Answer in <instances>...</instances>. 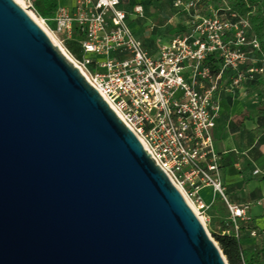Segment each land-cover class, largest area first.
Masks as SVG:
<instances>
[{"label": "water", "instance_id": "95a60500", "mask_svg": "<svg viewBox=\"0 0 264 264\" xmlns=\"http://www.w3.org/2000/svg\"><path fill=\"white\" fill-rule=\"evenodd\" d=\"M0 264H227L163 169L0 0Z\"/></svg>", "mask_w": 264, "mask_h": 264}, {"label": "built area", "instance_id": "2783aa9c", "mask_svg": "<svg viewBox=\"0 0 264 264\" xmlns=\"http://www.w3.org/2000/svg\"><path fill=\"white\" fill-rule=\"evenodd\" d=\"M61 1L42 21L64 47L68 41L79 45L83 57L70 55L73 64L207 222L202 188L227 203L214 143L219 98L247 95L264 76V55L249 22L225 0H175L183 31L147 47L121 0H73L72 7ZM134 13L143 16L140 6ZM228 210L240 242L245 209ZM248 235L259 238L256 230Z\"/></svg>", "mask_w": 264, "mask_h": 264}, {"label": "crops", "instance_id": "0c3cea01", "mask_svg": "<svg viewBox=\"0 0 264 264\" xmlns=\"http://www.w3.org/2000/svg\"><path fill=\"white\" fill-rule=\"evenodd\" d=\"M261 101L253 92L219 98L220 110L214 129L217 153L222 164L236 155L240 158L235 164L221 168L227 203L215 197L210 187L202 188L199 193L209 206L205 218L213 234L223 235L232 231L228 205L244 208L250 225L264 232V135L255 133ZM207 190L211 193L209 197L202 194ZM242 233L241 251L249 257L260 250L261 241L249 237L245 230Z\"/></svg>", "mask_w": 264, "mask_h": 264}, {"label": "trees", "instance_id": "16d2710c", "mask_svg": "<svg viewBox=\"0 0 264 264\" xmlns=\"http://www.w3.org/2000/svg\"><path fill=\"white\" fill-rule=\"evenodd\" d=\"M174 1L175 0H172L171 4L173 11L176 13L173 7ZM225 2L230 7L231 11L249 22L252 34L260 42L261 52L264 55V0H225ZM32 3L36 14L45 20L51 19L58 7V0H32ZM121 8L128 13L124 0H121ZM182 31L183 27L178 23L175 25L174 31H171L169 34L170 36H175ZM137 37L142 39L141 36ZM145 44L147 47H150V44L148 45L146 42ZM153 44L154 41L151 45L153 46ZM65 48L74 58L78 60L82 59L83 55L81 49L76 42H66ZM252 92L258 94L262 99L260 102V109L257 112V127L255 128L256 135L261 136L264 135V76L259 83L254 86ZM239 158L240 157L236 155L231 161L226 163L224 161L223 164L221 159V168L235 164ZM239 226L240 231L243 232L245 230L247 234L250 230H256V227L250 225L249 221L241 222ZM257 232L259 234V240L261 241V248L258 252L251 254L249 257L242 254L240 242L234 236L233 231L223 235L212 234V236L218 243V248L226 259L227 264H264V232Z\"/></svg>", "mask_w": 264, "mask_h": 264}, {"label": "rangeland", "instance_id": "374dc122", "mask_svg": "<svg viewBox=\"0 0 264 264\" xmlns=\"http://www.w3.org/2000/svg\"><path fill=\"white\" fill-rule=\"evenodd\" d=\"M22 1L28 11L32 12L42 20V18L29 8L26 0ZM171 2L172 0H124L129 14L128 23L132 31L136 36H141L144 42L148 45L150 44V47H152L151 44L155 40H166L170 36L169 33L174 31L175 25L180 21H183L182 19H179L178 15L173 11ZM61 3L65 6L72 7L74 1L62 0ZM137 6H140L143 10L142 17L136 16L134 13V8ZM49 28L53 30L51 24H49ZM202 194L207 197L211 196V193L208 190L204 191ZM205 226L208 229L209 236L218 246V243L212 236L213 232L207 222H205Z\"/></svg>", "mask_w": 264, "mask_h": 264}, {"label": "bare ground", "instance_id": "6f19581e", "mask_svg": "<svg viewBox=\"0 0 264 264\" xmlns=\"http://www.w3.org/2000/svg\"><path fill=\"white\" fill-rule=\"evenodd\" d=\"M18 5H20L27 13L28 15L34 20V22L44 31V33L47 35L48 39L52 43L54 47H56L69 61L73 63L72 58L70 57V54L67 52V50L63 47L61 44V41L59 38L47 27L46 23L43 22L41 19H39L36 15H34L32 12L28 11L26 9V6L24 5V2L22 0H14ZM191 208L203 224L204 228L206 229L208 233V229L205 226V222L201 215L198 213V211L191 205Z\"/></svg>", "mask_w": 264, "mask_h": 264}]
</instances>
